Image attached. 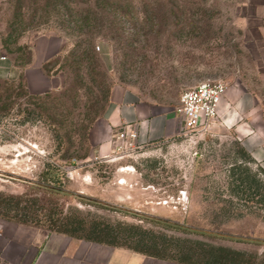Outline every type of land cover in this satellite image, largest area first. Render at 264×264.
Here are the masks:
<instances>
[{
  "label": "rangeland",
  "instance_id": "374dc122",
  "mask_svg": "<svg viewBox=\"0 0 264 264\" xmlns=\"http://www.w3.org/2000/svg\"><path fill=\"white\" fill-rule=\"evenodd\" d=\"M19 1L0 0L4 54L23 65L30 42L42 34L60 35L67 46L51 64L56 77L47 92L0 81V217L26 213L6 209L7 195L20 196L21 207L38 198L40 217L30 224L44 230L51 231L49 211L132 223L166 235L173 246L198 252L223 246L264 264V244L214 234L264 238V204L258 208L240 186L246 167L263 180L264 174L239 152V113L148 145L116 144L106 156L88 140L115 84L173 104L198 83L221 80L251 93L264 111V0ZM83 41L89 44L78 46ZM83 50L93 57L82 59ZM50 170L65 192L36 183Z\"/></svg>",
  "mask_w": 264,
  "mask_h": 264
},
{
  "label": "crops",
  "instance_id": "0c3cea01",
  "mask_svg": "<svg viewBox=\"0 0 264 264\" xmlns=\"http://www.w3.org/2000/svg\"><path fill=\"white\" fill-rule=\"evenodd\" d=\"M65 45L66 40L59 35H38L30 42V57L23 65L16 64L0 49V81H21L33 94L47 92L56 76L45 65L57 58ZM178 104L179 101L165 104L150 100L135 88L115 84L104 115L90 127L89 143L98 154L106 156L117 144L116 133L127 125L140 130V145L174 138L182 132V121L176 112ZM220 112L217 120L223 123L233 112L242 116L234 124L236 136L264 174V111L258 110L253 95L239 86H228ZM143 120L148 121L147 129L140 126ZM0 264L181 263L0 217Z\"/></svg>",
  "mask_w": 264,
  "mask_h": 264
},
{
  "label": "trees",
  "instance_id": "16d2710c",
  "mask_svg": "<svg viewBox=\"0 0 264 264\" xmlns=\"http://www.w3.org/2000/svg\"><path fill=\"white\" fill-rule=\"evenodd\" d=\"M17 3H20V1L17 0ZM85 23H91L89 17H87ZM90 35L91 32L89 36ZM83 43L84 41L79 42L78 46L82 47ZM84 44H89V42ZM66 46L67 43L60 55L66 52ZM81 54L82 59L93 57L92 53L89 54L85 52V50H83ZM52 62H54V60L48 62L45 65L50 72H52L50 68ZM11 82H13V84L15 82V84L17 83L23 85L21 81ZM239 152L248 162L252 161V157L243 147H240ZM243 171V174L240 175V186H242L245 193L249 190L251 198L258 208L263 207L264 180L260 178L258 172H253L248 167H246ZM259 172L263 173L261 170H259ZM56 175L57 173H53V171L50 170L46 173L45 179L43 181L36 183L50 192H65L63 187L58 185L59 177ZM6 198L7 199H4L3 201V204L7 206L6 209L15 211L25 210L26 213H23V216L19 218L9 217V215L3 214L5 216H2L4 219L16 223L32 225L30 224V220L33 221L40 217L36 213L38 210L36 209V206L39 203L38 198L32 199L30 204L28 203L23 207H21L22 201L20 196L7 195ZM45 215L47 216V222H49V228L52 232L66 234L75 238L97 243L123 247L157 258L176 261L181 264H256L260 260L258 255H252L249 258H246V255L243 252L231 250L223 246L216 247L210 245L208 247L209 249H205L204 252H198L195 249H186L180 245L173 246V244L170 245L167 243L166 235L163 234L160 236V234H157L154 230L144 228L137 224L121 222L114 224L100 220L89 221L86 218L78 215H64L61 217H55L51 211ZM151 219L157 223L163 224L164 226L177 230H192L198 233H206V231L202 229L190 228L178 221L159 217H152ZM214 234L238 241L264 244V238H251L227 233Z\"/></svg>",
  "mask_w": 264,
  "mask_h": 264
},
{
  "label": "built area",
  "instance_id": "2783aa9c",
  "mask_svg": "<svg viewBox=\"0 0 264 264\" xmlns=\"http://www.w3.org/2000/svg\"><path fill=\"white\" fill-rule=\"evenodd\" d=\"M5 58V56L2 57V59ZM227 87L221 80L209 79L185 90L181 94L176 108L182 121V129L187 133H195L199 129H207L213 120L218 119L221 116L220 106ZM228 108L232 109L230 103ZM140 126L147 129L148 121H141ZM139 135L140 130L127 125L116 133L115 140L118 145H134L138 144Z\"/></svg>",
  "mask_w": 264,
  "mask_h": 264
}]
</instances>
